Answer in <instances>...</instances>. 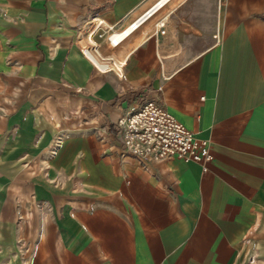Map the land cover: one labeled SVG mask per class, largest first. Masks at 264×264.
Returning a JSON list of instances; mask_svg holds the SVG:
<instances>
[{
	"label": "crops",
	"instance_id": "obj_1",
	"mask_svg": "<svg viewBox=\"0 0 264 264\" xmlns=\"http://www.w3.org/2000/svg\"><path fill=\"white\" fill-rule=\"evenodd\" d=\"M159 1L0 0V264H264V0ZM145 89L206 172L100 141Z\"/></svg>",
	"mask_w": 264,
	"mask_h": 264
},
{
	"label": "built area",
	"instance_id": "obj_2",
	"mask_svg": "<svg viewBox=\"0 0 264 264\" xmlns=\"http://www.w3.org/2000/svg\"><path fill=\"white\" fill-rule=\"evenodd\" d=\"M160 6L162 5L159 1L123 31L109 29L110 45L116 47ZM98 25H102V22ZM162 28L164 24L159 25V30ZM161 33L164 31L161 30ZM84 54L98 71H106L108 65L104 62H111L118 73L122 72L124 63H113L111 59L93 62L87 52ZM160 91L161 89H145L135 94L136 99L130 102L128 109L116 121L96 127L94 132L100 141L107 144L111 153L121 158L134 159L144 167L176 158L186 163H196L206 172L208 164L212 161L209 145L196 139L194 134L179 123L156 99Z\"/></svg>",
	"mask_w": 264,
	"mask_h": 264
},
{
	"label": "bare ground",
	"instance_id": "obj_3",
	"mask_svg": "<svg viewBox=\"0 0 264 264\" xmlns=\"http://www.w3.org/2000/svg\"><path fill=\"white\" fill-rule=\"evenodd\" d=\"M166 1H167V0H164V1L161 3V5H163Z\"/></svg>",
	"mask_w": 264,
	"mask_h": 264
}]
</instances>
